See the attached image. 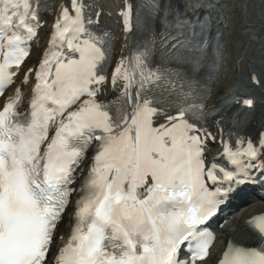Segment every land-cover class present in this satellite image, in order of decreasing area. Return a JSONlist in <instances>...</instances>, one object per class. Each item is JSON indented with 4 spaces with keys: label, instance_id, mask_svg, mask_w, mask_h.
I'll return each mask as SVG.
<instances>
[{
    "label": "snow or ice",
    "instance_id": "1",
    "mask_svg": "<svg viewBox=\"0 0 264 264\" xmlns=\"http://www.w3.org/2000/svg\"><path fill=\"white\" fill-rule=\"evenodd\" d=\"M102 15L0 0V264H209L208 225L264 183L255 100L213 99L227 57L208 13L123 0L115 42ZM248 80L264 88V67ZM244 227L212 264H264V214Z\"/></svg>",
    "mask_w": 264,
    "mask_h": 264
},
{
    "label": "rangeland",
    "instance_id": "2",
    "mask_svg": "<svg viewBox=\"0 0 264 264\" xmlns=\"http://www.w3.org/2000/svg\"><path fill=\"white\" fill-rule=\"evenodd\" d=\"M190 1L186 0L185 3V0H180L188 10L191 9L192 2ZM197 2L205 7H214L215 12L211 11L210 13L218 16L223 22L225 38L223 43L226 45L227 63L220 70V78L217 80V95L229 90L237 78L248 81L247 73L250 67H255L257 73H261L262 67H264V49H262L264 34H261L259 30L262 19H264V8L261 7L259 0H219V4L223 7L216 6L217 0H198ZM246 4L247 7H245ZM249 26L257 30L250 39L245 35V28ZM255 63H258V66H255ZM249 89L253 93H264V88L261 87ZM217 95L213 98H217ZM229 231L243 233L234 224L230 225ZM217 247L218 245H216L214 253L218 250Z\"/></svg>",
    "mask_w": 264,
    "mask_h": 264
},
{
    "label": "bare ground",
    "instance_id": "3",
    "mask_svg": "<svg viewBox=\"0 0 264 264\" xmlns=\"http://www.w3.org/2000/svg\"><path fill=\"white\" fill-rule=\"evenodd\" d=\"M122 2H123V0H95L93 3V6L96 9L101 10L103 12V15L101 17V22L105 26H107L108 29H110V32L113 34L114 42L117 41L120 37V28L117 26L115 20L117 19L116 7L121 5ZM190 2H192V4H193L191 6V11L195 12V10H196L195 3H193L192 0ZM231 89H232V87H230L229 90L231 91ZM218 97H219V95H218ZM213 99H215V98H213ZM263 107H264V105H263ZM259 111H261V109H259L258 112ZM247 126L249 129H253V130L258 129V127H259L258 126V116H255L252 120H250V122ZM246 205L239 206V208L237 210V216L238 217L231 218L232 224H234L235 226H238L239 228H242V227L245 228L244 222L251 214L259 213L264 209L263 206H259L256 204L249 205L248 207H246ZM228 228H229V225L226 226V229H227V232L225 231V233H226L225 237L226 238L227 237L232 238V239L237 240V241L245 240V237L238 236L239 234H237V233H234V235H231L228 232Z\"/></svg>",
    "mask_w": 264,
    "mask_h": 264
}]
</instances>
